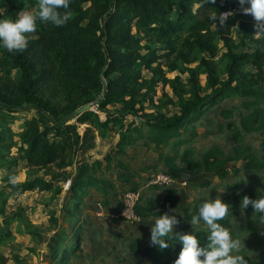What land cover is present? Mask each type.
<instances>
[{"label":"trees","instance_id":"16d2710c","mask_svg":"<svg viewBox=\"0 0 264 264\" xmlns=\"http://www.w3.org/2000/svg\"><path fill=\"white\" fill-rule=\"evenodd\" d=\"M38 5L39 0H0V19L15 20L23 10L36 13ZM70 11L72 18L61 27L38 21L36 31L26 34L25 50L8 52L0 47V168L11 172L6 157L17 148L29 170L50 176L49 181L36 179L20 185L22 192L38 190L59 196L63 189L54 183L71 178L62 213L66 218H76L89 190L105 193L111 187L98 178L103 164L89 163V153L98 139L107 140L118 133L116 156H123L127 146L152 145L158 151V163L177 182L183 175L203 172L224 182L223 190L231 194L234 204L240 206L245 196L264 197V192L252 186L229 181L231 174L238 177L239 171L226 166L228 162L243 161L250 173L264 171V142L260 158L238 144L228 155L213 147L202 162L194 159L188 147L197 136L192 125L227 98L244 100L241 107L247 113L238 117L242 131L264 133V109L260 107L264 105V36H255L256 22L242 12L238 0H216L214 4L206 0H71ZM215 11L234 15L218 27L209 19ZM235 32L239 36L236 46L232 41ZM221 51V58L215 61ZM192 64L197 65L187 67ZM163 67L168 72L188 74L189 79L170 80ZM14 70L20 72L18 83L11 76ZM201 75L206 78L204 88L198 81ZM159 85L172 90L176 100H167L178 109L177 114L164 113L166 104H154L153 94ZM91 104L105 114V120L91 110L77 113L74 123H70L71 116ZM145 104L152 113H143ZM116 105L120 109L111 114L107 108ZM28 111L35 116L24 120L20 132L14 133L11 125L18 113ZM128 115L139 120L126 126L124 118ZM221 115L230 120L233 114L222 111ZM228 128L236 126L229 121ZM233 132L234 142L241 141L242 133L236 129ZM104 161L108 166L110 154ZM74 168L72 176L67 170ZM13 177L11 173L8 178ZM10 187L18 189L17 185ZM141 200L136 214L142 219L171 213L178 204L173 188L167 190L162 204ZM7 202L0 192V216L5 215ZM198 209L182 210L185 222L165 238L168 247L160 249L149 243L140 249L135 245L132 254L150 264H174L182 248L179 234L195 235L199 245L205 247L207 225L201 221L206 227L191 229L189 223ZM244 210L264 221L251 206ZM230 220L229 211L218 223L230 231ZM49 222L58 226L53 217ZM70 230L68 235L63 228L57 231L50 264H73L81 252L80 223L70 226ZM11 238L9 227L0 229V248L11 250ZM8 262V257L0 254V264Z\"/></svg>","mask_w":264,"mask_h":264},{"label":"rangeland","instance_id":"374dc122","mask_svg":"<svg viewBox=\"0 0 264 264\" xmlns=\"http://www.w3.org/2000/svg\"><path fill=\"white\" fill-rule=\"evenodd\" d=\"M232 41L234 46L239 43L237 32L233 34ZM223 51L218 54L215 61H219ZM205 57L208 58V55L205 54ZM196 65L192 64L187 67L195 68ZM163 70L170 80H174L176 77L182 81L189 79L188 74H180L178 71L168 72L166 67H163ZM11 76L16 83L19 82V71H12ZM146 78L149 79L150 75H147ZM198 81L204 88L205 75H201ZM167 98L176 100L169 86L159 85L153 94L154 104H166V108L163 109L164 113L177 114L178 109L169 105ZM242 101L244 100L237 97L227 98L219 102L215 108L207 111L198 123L192 125L197 136L188 147L196 161L202 162L204 156L213 147L228 155L238 144H241V147L250 148L254 155L258 158L261 157L264 133L242 131L238 117L240 113H247L241 107ZM260 107L264 109L263 104ZM107 109L113 114L120 109V106H109ZM91 110L96 112L101 120L106 119L105 114L99 112L96 105H93ZM222 111L232 113V118L226 120L221 115ZM152 112L149 104H145L143 113ZM17 116V121L11 125L14 133H19L23 121L32 118L35 113L31 111L19 112ZM135 119L139 120L135 115L125 116L124 124L127 126ZM74 121L75 119L70 123H74ZM229 121L236 128L229 129ZM82 129L83 127L80 128V130ZM235 129L242 133L241 141L234 142L233 131ZM14 141L17 142V139ZM118 141V133L107 140L98 139L96 148L89 153V163L102 162L103 167L97 176L99 179L109 182L111 187L107 188L105 193L99 192L95 188L89 190L81 204L82 212L76 218H66L62 213L68 200L67 191L71 178L54 183V186L63 189L59 196L38 190L22 192L19 188L20 185L26 182L31 183L36 179L49 181L50 176H46L44 171L29 170L26 162L17 153V148L11 149L6 157V161L11 165V172L6 168H0V192H3L8 200L5 215L0 216V229L7 226L12 232V249L0 248V254L8 257V264H50L57 231L63 228L65 235H68L71 232L70 226L72 227L74 224L77 227L79 223L83 229V242L81 252L77 258L73 259V264H150L148 260L139 255H133L131 249L135 245L141 249L150 243L151 226H154L157 216L140 218L138 223L130 224L111 220L110 215L119 208L123 196L132 190L140 192L142 203L145 200H153L157 204H162L168 189L146 188L144 183L152 173H160L164 170L153 169L155 166H153L155 164L154 154H158V151L152 145L148 147L127 146L123 156H116L114 153ZM108 154H110L111 162L106 166L107 162L104 161V157ZM12 160L14 164L10 163ZM244 165L243 161L228 162L226 164L228 168L234 166V169L239 171L238 177H235L233 173L230 177L264 192V171L253 174L245 170ZM74 171L75 168L67 170L70 175L74 174ZM11 173L14 174V177L9 179ZM202 173L193 176L183 175L178 181L179 183L172 187L177 192L178 204L175 210L169 214L177 215L178 224L176 226L185 222L182 214L183 209L200 207L208 198L214 200L219 197L223 203L230 205V233L233 239L240 241L239 251L235 254L244 257L246 264H264V221H259L257 214L247 212L239 205L232 203L231 194L220 189L217 178L205 177L200 182ZM11 185H17L18 189L13 191ZM51 217L58 222L57 227L49 222ZM75 221H78V224L75 225ZM190 227L191 229H203L202 227L206 226L199 223L197 225L190 224Z\"/></svg>","mask_w":264,"mask_h":264},{"label":"clouds","instance_id":"9594fccd","mask_svg":"<svg viewBox=\"0 0 264 264\" xmlns=\"http://www.w3.org/2000/svg\"><path fill=\"white\" fill-rule=\"evenodd\" d=\"M215 2L216 0H206L208 4ZM238 3L244 14H250L254 18L255 36H264V0H238ZM70 4L71 0H39L36 13L23 10L17 14L15 20L0 19V47L8 52L25 50L28 47L26 34L36 31L38 21L61 27L72 18ZM233 15V12L215 11L211 13L209 19L216 22L218 27H223ZM229 206L219 197L214 200L208 198L200 205L198 214L193 215L189 223L197 225L203 221L207 225L208 243L201 247L195 235L179 234L178 239L182 248L174 264H246L244 257L235 254L239 251L240 241L233 239L230 231L218 223L229 214ZM249 206L264 219V197L255 199L243 197L240 208L244 210ZM177 224L175 214L170 215L166 212L158 215L154 226H151L150 243L160 249L168 247L165 238L173 233V228Z\"/></svg>","mask_w":264,"mask_h":264},{"label":"built area","instance_id":"2783aa9c","mask_svg":"<svg viewBox=\"0 0 264 264\" xmlns=\"http://www.w3.org/2000/svg\"><path fill=\"white\" fill-rule=\"evenodd\" d=\"M177 181L165 172L152 173L146 185L152 188H172ZM141 194L139 191H130L123 196L119 208L110 215L111 220L123 221L125 223H138L140 217L136 214V208L140 205Z\"/></svg>","mask_w":264,"mask_h":264},{"label":"crops","instance_id":"0c3cea01","mask_svg":"<svg viewBox=\"0 0 264 264\" xmlns=\"http://www.w3.org/2000/svg\"><path fill=\"white\" fill-rule=\"evenodd\" d=\"M152 154V153H151ZM154 158H155V164H153V169L154 170H156L157 168L159 169V170H164V172H165V169H164V167L163 166H159L158 164V154L156 153V154H154ZM205 174H201V176H202V178H201V180H200V182L205 178V177H212V176H209V175H205ZM228 180L229 181H232V182H235V179L234 178H231V177H229L228 178ZM219 181V180H218ZM146 182H147V180H146ZM146 182L144 183V185L146 186V188H149L147 185H146ZM179 182H176V184L175 185H177ZM70 184V183H69ZM128 184H130V183H128ZM182 185H186V184H182ZM178 186H180V187H182L181 185H178ZM218 186L220 187V189L221 190H223V187L225 186L224 185V182H220L219 181V184H218ZM69 187H70V185H69ZM151 189H160V190H163V189H169V188H152V187H150ZM63 191V190H62ZM224 191V190H223ZM69 192V189H68V191H67V193ZM68 195V194H67ZM163 201H164V199H163ZM181 224H179L178 226H176L175 228H177V227H179ZM175 228H173V230L175 229Z\"/></svg>","mask_w":264,"mask_h":264},{"label":"water","instance_id":"95a60500","mask_svg":"<svg viewBox=\"0 0 264 264\" xmlns=\"http://www.w3.org/2000/svg\"><path fill=\"white\" fill-rule=\"evenodd\" d=\"M102 83H103V85H104V89L106 90V83H105V81L102 80ZM104 93H105V91H104ZM104 93H103V95H104ZM103 95L101 96V98L103 97ZM93 105H95V104H91V105H86V106H84V107L81 108L79 111H77L73 116H71V117L69 118V121L73 120L77 113H82V112H85V111H91Z\"/></svg>","mask_w":264,"mask_h":264}]
</instances>
